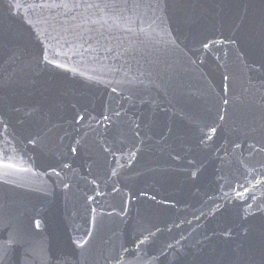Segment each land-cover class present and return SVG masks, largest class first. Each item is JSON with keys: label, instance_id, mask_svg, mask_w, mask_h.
Returning <instances> with one entry per match:
<instances>
[{"label": "water", "instance_id": "95a60500", "mask_svg": "<svg viewBox=\"0 0 264 264\" xmlns=\"http://www.w3.org/2000/svg\"><path fill=\"white\" fill-rule=\"evenodd\" d=\"M0 264H264V0H0Z\"/></svg>", "mask_w": 264, "mask_h": 264}]
</instances>
